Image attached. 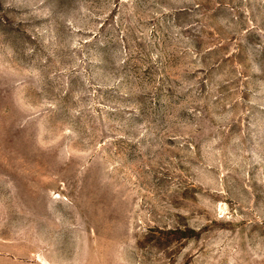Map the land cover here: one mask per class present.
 <instances>
[{
	"label": "rangeland",
	"instance_id": "obj_1",
	"mask_svg": "<svg viewBox=\"0 0 264 264\" xmlns=\"http://www.w3.org/2000/svg\"><path fill=\"white\" fill-rule=\"evenodd\" d=\"M0 264H264V0H0Z\"/></svg>",
	"mask_w": 264,
	"mask_h": 264
}]
</instances>
